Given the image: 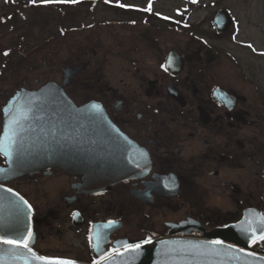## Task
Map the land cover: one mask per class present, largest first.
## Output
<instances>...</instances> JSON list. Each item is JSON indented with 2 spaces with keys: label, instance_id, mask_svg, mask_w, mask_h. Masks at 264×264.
Returning <instances> with one entry per match:
<instances>
[{
  "label": "flooded vegetation",
  "instance_id": "af4514ba",
  "mask_svg": "<svg viewBox=\"0 0 264 264\" xmlns=\"http://www.w3.org/2000/svg\"><path fill=\"white\" fill-rule=\"evenodd\" d=\"M152 3L55 2L56 28L33 48L25 46L26 28L0 31V135L14 95L53 84L63 93L51 99L63 98L62 107L98 106L109 162L100 178L117 180L93 191L59 168L0 176L20 209L8 214L6 233L15 239L31 230L29 247L40 257L97 264L170 238L236 241L264 252V71L216 44L237 25L226 11L212 14L204 34L172 25L171 39L163 31L169 17ZM219 12L227 20L216 26ZM59 106L51 104L52 114ZM223 229L227 237L210 235Z\"/></svg>",
  "mask_w": 264,
  "mask_h": 264
},
{
  "label": "water",
  "instance_id": "95a60500",
  "mask_svg": "<svg viewBox=\"0 0 264 264\" xmlns=\"http://www.w3.org/2000/svg\"><path fill=\"white\" fill-rule=\"evenodd\" d=\"M226 20V15L219 12L215 25L221 26ZM62 93L61 88L46 84L37 91L18 92L6 104L0 141L6 142L5 133H11L13 128L18 135L11 156L0 152L6 159V167L0 168V176L12 179L59 168L69 175L81 176L84 186L93 191L111 186L117 181L116 177L100 178L109 167V162L104 163V149L99 143L98 127L103 123L100 110L91 105L76 107L71 104L68 108L62 107L61 104L65 101L63 98L51 99V95ZM56 101L60 106L59 113L55 115L51 112V104ZM12 198L14 197L9 192L0 187V237L8 239L14 237L6 233L10 227L6 224L8 214L14 211L10 201ZM227 232L228 229H223L210 235L227 237ZM215 242L204 238L159 240L140 245L135 250L130 247L97 264H264V252L252 251L236 241ZM32 253L34 252L29 253L26 249L12 252L9 245L0 244V264H41L31 258Z\"/></svg>",
  "mask_w": 264,
  "mask_h": 264
},
{
  "label": "rangeland",
  "instance_id": "374dc122",
  "mask_svg": "<svg viewBox=\"0 0 264 264\" xmlns=\"http://www.w3.org/2000/svg\"><path fill=\"white\" fill-rule=\"evenodd\" d=\"M58 1L61 0H0V20L6 15L7 21L3 25L0 22V31L8 30L14 35L19 29L26 28L25 46L33 48L35 39L42 36L41 39L46 41L56 28L58 13L53 4ZM219 9L233 17L237 25L232 35L220 37L216 44L221 49L232 50L247 67L253 68V62H257L259 68L256 70L262 73L264 55L257 57L246 49L264 52V0H154L152 3L154 13H163L169 17L171 27L163 31L170 34L171 39L177 35L172 28L174 24L187 26L186 35L192 31L204 34L209 19Z\"/></svg>",
  "mask_w": 264,
  "mask_h": 264
},
{
  "label": "snow or ice",
  "instance_id": "6c2138e0",
  "mask_svg": "<svg viewBox=\"0 0 264 264\" xmlns=\"http://www.w3.org/2000/svg\"><path fill=\"white\" fill-rule=\"evenodd\" d=\"M72 2H75V0H72ZM193 2H195V0H193ZM249 47H251V45H249ZM5 55H7V53H4ZM171 63V61H170ZM93 108H97V105H92ZM17 126H19V122L17 121ZM17 133L15 131V128H13L11 130V133L6 132L5 136L7 138L6 142L5 141H0V152H4L5 154L11 156L12 152L14 151V144H15V140L17 138ZM5 191H10L9 189H6ZM13 206L17 208V216H19L20 214V209L17 205H15V202H12ZM27 204V202H25V205ZM28 211H31V208L29 207ZM76 213L73 214V218H75ZM258 221H259V226L261 229V235L259 236L260 240H264V216H260L258 217ZM112 222H109V224H111ZM252 237H253V242H255V238H256V233L255 231L252 232ZM32 238V232L31 230L28 231L27 236H19L15 239H8L5 237H0V244L3 245H9L10 246V250L12 252H18L20 249H26L29 253H31V248L29 247V241ZM145 244L150 243L149 240H145L144 241ZM215 243L219 244V241H216ZM140 248V245H134L131 246L132 250L138 249ZM32 259L38 260L41 262V264H72L71 261H47L45 260L43 257H36L34 253H32L31 256Z\"/></svg>",
  "mask_w": 264,
  "mask_h": 264
}]
</instances>
